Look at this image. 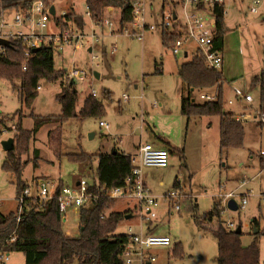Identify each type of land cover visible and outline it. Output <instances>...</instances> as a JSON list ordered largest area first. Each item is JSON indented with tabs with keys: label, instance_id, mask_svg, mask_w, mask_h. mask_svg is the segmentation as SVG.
I'll list each match as a JSON object with an SVG mask.
<instances>
[{
	"label": "rangeland",
	"instance_id": "374dc122",
	"mask_svg": "<svg viewBox=\"0 0 264 264\" xmlns=\"http://www.w3.org/2000/svg\"><path fill=\"white\" fill-rule=\"evenodd\" d=\"M172 1V0H171ZM174 1V0H173ZM165 0H147L145 3V20L155 25L154 30L145 29L141 37L130 35L125 29L118 28V11H106L105 14L114 21V25L95 26L92 19L85 16L84 0H52L55 16L71 11L82 14L85 19L84 40L71 44H62L54 48V67L69 69L75 66L84 74V79L75 81L79 109L85 95L95 90V98L103 105L100 116L85 118L71 117L64 121H52L43 124L36 133H29L27 153L21 155L27 164L21 178L26 185H32L34 178H42L57 184L74 185L75 181L93 177V166L75 163L65 156L67 153L108 152L114 147L126 153L136 152L137 146L148 139L151 129L169 135L172 144L179 147L168 154L165 167L144 166L141 177L151 194L158 198L155 208L156 218L151 222L150 232L168 235L169 247L155 249L157 260L153 264H216L217 240L213 234L216 219H209L208 212L214 201L225 207L222 220L234 225L241 224L243 234L240 242L250 245L254 240L251 220L256 218L260 233L257 235L259 259L264 264V121L254 119L259 105V86L254 82V75L264 69V0H224V24L226 32L222 51L223 62L219 67L225 81L222 85L224 109L235 113H248L242 121L244 139L241 148L226 149L219 153L217 117L195 118L186 127V119L180 112L181 80L176 74L177 64L191 58L177 55L174 58L168 48L160 41L162 13L168 8L181 15V8L174 2ZM254 7L256 11L250 9ZM14 9H4V18L12 22ZM92 30L97 39L91 35ZM139 32L140 30L136 28ZM35 31L46 33L57 31L54 20H50L44 29ZM81 42V43H80ZM162 68V69H161ZM159 69L161 72H156ZM97 73V76L94 75ZM18 84L17 81L14 82ZM38 93L30 109L23 106L18 90L12 82L0 79V116H7L6 126L15 125L18 117L28 131L34 124L30 116L39 117L59 115L60 104L57 93L61 79L51 82L40 80ZM209 90L193 92L196 102L204 92L213 95L215 87ZM122 94L128 100H122ZM249 94L251 102H245L240 96ZM231 100L232 103H228ZM156 102L157 106H153ZM13 117V118H10ZM212 120L208 126V121ZM104 121L107 127L100 126ZM14 129L0 134V211L8 213L16 209V186L14 175L5 172L1 164L5 157L1 141L12 137L13 146L16 139ZM59 134L60 148L55 151L49 144L48 132ZM38 149L37 166L34 167L33 150ZM182 150V151H181ZM261 160V161H260ZM245 179L250 189L245 195L247 203L242 208H226V196L230 191H241ZM178 181L179 185L174 186ZM180 189L179 210L170 208L165 199L166 194ZM240 195L234 199L240 202ZM115 209L129 210L131 216L120 220L115 233H124L129 227L138 230L141 210L134 198L117 196ZM145 225L143 226V229ZM66 235H77L79 231L78 214L70 210L67 220L62 223ZM179 247L182 256L172 254V249ZM8 264H24L21 252H11ZM75 264V263H74Z\"/></svg>",
	"mask_w": 264,
	"mask_h": 264
},
{
	"label": "trees",
	"instance_id": "16d2710c",
	"mask_svg": "<svg viewBox=\"0 0 264 264\" xmlns=\"http://www.w3.org/2000/svg\"><path fill=\"white\" fill-rule=\"evenodd\" d=\"M35 0H0V4L6 9L23 11L29 8ZM47 5L52 0H44ZM134 0H84L92 19L99 20L112 8L118 11V25L122 29L132 20V2ZM166 4L163 0L162 7ZM175 4V3H174ZM224 5L214 7L215 17V42L214 46L221 49L224 44L226 32L224 24ZM54 22L62 28L73 25L77 29H83L85 19L82 14L72 9L61 16H54ZM177 38L175 31L163 29L160 33L162 45L169 49L171 43ZM26 45L21 40H14L10 47L0 51V79L12 82L14 89L18 90L23 106L30 109L33 100L37 96L40 80L57 81L61 79L60 90L56 97L60 104L59 115H46L39 117L33 113L29 115L34 119L30 131L21 124L18 117L14 137L16 145L5 152L1 164L2 170L14 175L16 195L26 186L21 178V173L26 161L21 155L27 153L29 133H36L45 123L52 121H64L71 117L85 118L87 116H100L103 113V105L90 93L85 95L79 109L77 108L78 94L74 81H65V69L54 67V50L50 46H40L35 52L29 49V56L24 55ZM25 67V68H23ZM156 72H161L156 69ZM177 75L181 80L182 93L180 97V112L186 119V127L195 118L217 117L218 121V149L219 153L226 149L241 148L244 139V126L241 121L234 119V113L224 109L222 85L225 81L222 70L206 66L203 57L196 53L189 60L183 61L178 66ZM17 81L18 84L14 82ZM254 82L259 86V112L264 115V69L254 76ZM215 87L217 99L215 101L196 102L193 100L194 91L209 90ZM13 118V117H10ZM9 118L0 116V134L3 129L10 131L6 126ZM49 144L58 152L60 148L59 134L48 132ZM163 147L173 153L179 147L172 145L160 134H154ZM182 151V150H181ZM34 160L32 165L36 167L38 149L33 150ZM68 160L93 166V177L88 181V190L95 191L97 187L106 188L131 186L133 179L131 169L133 166L132 155L118 148L108 152L67 153ZM261 161V160H260ZM38 178V177H37ZM34 178L33 180L37 179ZM129 181L126 182V179ZM81 179V178H80ZM76 182V181H75ZM65 185L61 180L57 183V190ZM176 181L174 186H178ZM24 212L17 222V210L2 213L0 211V251L21 252L24 255V264H124L121 258L127 236L123 233H115V230L129 210L115 209V198L99 197L96 201L87 200L78 210L77 235H66L62 231V218L55 199L40 203L37 199L25 203ZM225 207L219 201H214L208 212L209 219H216L213 234L217 240L216 264H261L259 248L257 245L258 231L253 233L254 240L250 245L243 246L239 233L235 232L236 226L231 228L222 220V212ZM251 225L258 226L256 218L251 220ZM172 254L182 256V250L177 246L172 249Z\"/></svg>",
	"mask_w": 264,
	"mask_h": 264
},
{
	"label": "built area",
	"instance_id": "2783aa9c",
	"mask_svg": "<svg viewBox=\"0 0 264 264\" xmlns=\"http://www.w3.org/2000/svg\"><path fill=\"white\" fill-rule=\"evenodd\" d=\"M172 2L171 0H169ZM147 0H134L132 2V20L128 26L122 28L132 36L141 37L145 29L154 30L155 25L149 24L145 20V3ZM181 8V15L175 10H168L162 13V20L159 25L161 30L169 29L175 31L177 38L171 43L169 51L173 56L182 54L185 50L186 44L194 46V53L200 54L207 67L219 69L223 62V56L220 49L215 48V17L214 7L224 5V0H174ZM255 3L258 0L254 1ZM52 4L47 5L44 0H35L31 3L29 8L23 11H16L12 22H8L4 18V6L0 4V38L9 40L11 45L14 40H21L26 45L24 51L25 56H29L28 48L40 47L43 45L53 48H60L62 44H71L82 41L86 38L87 33L84 29H77V27L70 24L66 28H62L55 22L57 31L41 33L35 31V28L44 29L48 22L55 16L51 15L49 8ZM113 10L107 9V12ZM252 12L256 11L254 7L250 9ZM224 12V10H223ZM175 14V17H174ZM63 15V14H61ZM60 15V16H61ZM85 16L92 19L89 10L86 8ZM95 26L108 25L112 27L114 21L104 14L99 20H94ZM118 24V20H117ZM137 29L140 31L138 32ZM120 29L119 26L116 31ZM120 29V30H122ZM91 35L97 39V34L92 30ZM81 43V42H80ZM4 46H0V51L4 50ZM25 68V67H23ZM84 79V74L75 66L65 69L64 80L76 81ZM39 88V86H38ZM92 96H96L95 90L90 91ZM202 101H215L217 93L210 95L201 92L198 96ZM245 102H251L252 98L249 94L240 96ZM122 100H128V95L122 94ZM228 103H232L231 100ZM153 106H157L154 102ZM254 119L264 121L262 115L257 109ZM249 117L247 113H234V119L243 121ZM100 126L107 127L108 124L104 121L99 122ZM15 125H11L10 129H14ZM4 131H8L6 128ZM169 152L163 147H156L150 142H142L137 147L136 153L132 155L133 166L131 169L133 182L131 186L106 188L104 186L97 187L95 191L88 190V181L86 178H81L76 181L74 185L65 184L57 190V184H53L45 179L37 178L32 181V185H26L18 195H16V221L21 219L24 212L25 203L31 200H38L43 203L47 200L55 199L58 205L59 212L63 223L67 220V214L70 210H78L87 200L96 201L101 196L116 198L122 196L126 198H134L141 210L139 218L138 230L134 231L131 227L127 229L125 234L127 242L124 244L121 258L124 264H153L157 260L155 249L158 247H169L171 239L168 235L155 234L150 232L151 222L156 218L155 208L159 203L157 197L153 196L148 189L145 181L141 177V170L144 166H158L165 167L168 164ZM260 156L264 157V149L260 150ZM129 178L126 179V182ZM247 181L243 179L241 186L246 187L241 191L236 189L225 193L226 201L230 198L234 199L236 194L240 195V202H237L238 207L242 208L247 203L245 195L250 190L247 187ZM182 196L180 189L169 191L165 196L167 205L179 210V199ZM145 228L143 229V226ZM227 225L234 228L233 222H228ZM9 252L0 251V264H8Z\"/></svg>",
	"mask_w": 264,
	"mask_h": 264
},
{
	"label": "water",
	"instance_id": "95a60500",
	"mask_svg": "<svg viewBox=\"0 0 264 264\" xmlns=\"http://www.w3.org/2000/svg\"><path fill=\"white\" fill-rule=\"evenodd\" d=\"M49 12L51 15H54L55 14V8L53 5L50 6L49 8ZM174 17H175V14H174ZM0 46H4V47H10L11 46V42L9 40H6V39H3V38H0ZM38 49V47H35L32 49V52H35L36 50ZM94 75L97 76V73L94 72ZM13 138L12 137H8L4 140L1 141V145H2V148L5 152L7 151H10L13 149ZM226 208L230 209V210H237L238 208V205H237V202L235 201V199L233 198H230L226 201V204H225ZM131 215L130 214H126L124 216V218H129ZM241 231V227L240 225L236 226L235 228V232L236 233H239ZM258 231V228H256L255 226H253V233H256Z\"/></svg>",
	"mask_w": 264,
	"mask_h": 264
},
{
	"label": "crops",
	"instance_id": "0c3cea01",
	"mask_svg": "<svg viewBox=\"0 0 264 264\" xmlns=\"http://www.w3.org/2000/svg\"><path fill=\"white\" fill-rule=\"evenodd\" d=\"M161 33V32H160ZM192 44H186V47H185V50H184V52L181 54V55H183L184 56V58H186L189 54H191L192 53ZM223 49V47L220 49V50H222ZM193 52H194V50H193ZM221 53H222V51H221ZM171 54V53H170ZM172 55V54H171ZM180 55V54H179ZM194 55V54H193ZM173 56V55H172ZM174 58H176L177 56H173ZM190 58H186V59H184V60H182V61H180L178 64H177V66H176V69H175V71H176V74H177V70H178V66H179V64H181L183 61H186V60H189ZM162 69V68H161ZM262 69H260L255 75H257L260 71H261ZM254 75V76H255ZM181 93H182V88H180V90H179ZM204 91V90H203ZM194 92H196V91H194ZM198 92V91H197ZM181 93H180V97H181ZM216 92H214V94H215ZM193 96V95H192ZM193 100H195L194 98H193ZM226 111H229V112H232V113H235L236 111L235 110H231V109H226ZM235 111V112H234ZM192 120H195V119H192ZM191 120V121H192ZM211 122H212V120H210V121H208V126L211 124ZM160 134V135H162L166 140H168L171 144H172V139L170 138V136L169 135H165V134H163L162 132H160V131H155V130H152L151 129V133H148V139L147 140H145V141H143V142H150V143H152L154 146H156V147H163V145H162V143L159 141V140H157L155 137H154V134ZM173 145V144H172ZM139 146V145H138ZM137 146V147H138ZM175 146V145H174ZM164 148V147H163ZM136 150H137V148H136ZM123 151V150H122ZM125 152V151H124ZM136 153V152H135ZM128 154H131V155H133L132 153H128ZM76 183V182H75Z\"/></svg>",
	"mask_w": 264,
	"mask_h": 264
}]
</instances>
